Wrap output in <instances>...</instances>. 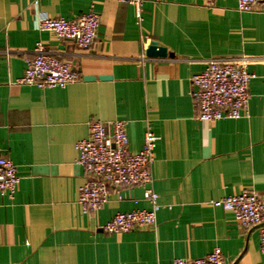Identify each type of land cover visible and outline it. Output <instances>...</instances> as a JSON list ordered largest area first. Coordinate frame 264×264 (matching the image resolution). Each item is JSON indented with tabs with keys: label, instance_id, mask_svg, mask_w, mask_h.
Listing matches in <instances>:
<instances>
[{
	"label": "crops",
	"instance_id": "obj_1",
	"mask_svg": "<svg viewBox=\"0 0 264 264\" xmlns=\"http://www.w3.org/2000/svg\"><path fill=\"white\" fill-rule=\"evenodd\" d=\"M90 10L100 26L87 49L39 28L42 14ZM39 41L81 78L64 88L19 82ZM153 41L166 56L147 55ZM245 56L248 114L200 120L193 75L210 59ZM117 119L132 151L149 129L159 137L152 187L162 206L154 226L107 233L118 212L152 207L142 186L111 185L95 212L79 202L87 177L77 143L90 121ZM0 156L21 177L13 196L0 192V264H173L216 248L228 264H264L260 229L212 205L245 189L264 196V11H240L237 0H146L139 18L121 0H0Z\"/></svg>",
	"mask_w": 264,
	"mask_h": 264
},
{
	"label": "built area",
	"instance_id": "obj_2",
	"mask_svg": "<svg viewBox=\"0 0 264 264\" xmlns=\"http://www.w3.org/2000/svg\"><path fill=\"white\" fill-rule=\"evenodd\" d=\"M132 4L139 18L146 0H121ZM214 6L216 0H205ZM38 3V0H35ZM240 11H264V0H237ZM100 15L94 10L73 19L42 14L39 28L51 31L59 38L75 43L82 49L89 48L96 40ZM34 56L27 60L19 82L47 87H66L78 81L81 74L69 62L60 59L41 41L36 43ZM145 58V55L143 56ZM249 60L241 57L230 60L210 59L198 74L193 75L192 96L198 107L200 120L216 121L224 118L238 119L248 114L252 79ZM127 122L114 120L109 124L101 120L89 123L87 137L77 143L78 163L87 177L80 188L79 202L84 212H95L108 202L111 185L142 186L144 197L152 203L150 209L118 212L103 227L107 233H123L139 227L154 226L161 208L159 195L153 189L152 164L159 137L152 131L145 133L141 149L129 148ZM15 163L0 156V192L13 196L20 183ZM212 205L230 210L235 220L246 228L260 229V249L264 253V196L255 190L245 189L212 201ZM173 264H228L220 248L204 257L188 259L178 257Z\"/></svg>",
	"mask_w": 264,
	"mask_h": 264
},
{
	"label": "water",
	"instance_id": "obj_3",
	"mask_svg": "<svg viewBox=\"0 0 264 264\" xmlns=\"http://www.w3.org/2000/svg\"><path fill=\"white\" fill-rule=\"evenodd\" d=\"M146 53L148 56L163 57L167 55V49L163 46H159L157 42L153 41L148 47ZM84 78L86 80H94L96 78L107 80V79H111L112 77L110 75H100V76L88 75V76H85Z\"/></svg>",
	"mask_w": 264,
	"mask_h": 264
}]
</instances>
